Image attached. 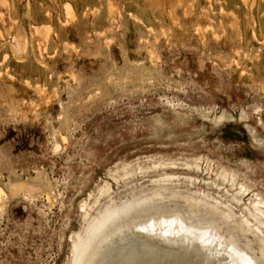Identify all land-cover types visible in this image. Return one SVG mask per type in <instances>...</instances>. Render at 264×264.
<instances>
[{
    "label": "rangeland",
    "instance_id": "rangeland-1",
    "mask_svg": "<svg viewBox=\"0 0 264 264\" xmlns=\"http://www.w3.org/2000/svg\"><path fill=\"white\" fill-rule=\"evenodd\" d=\"M155 1L0 0V264H74L164 174L264 198V0Z\"/></svg>",
    "mask_w": 264,
    "mask_h": 264
},
{
    "label": "bare ground",
    "instance_id": "bare-ground-1",
    "mask_svg": "<svg viewBox=\"0 0 264 264\" xmlns=\"http://www.w3.org/2000/svg\"><path fill=\"white\" fill-rule=\"evenodd\" d=\"M66 8L67 16L71 15V6ZM15 39L14 48L22 50L20 40ZM223 181L230 182V189L236 190L225 202L206 190L219 189L223 183L202 180L197 187L194 177L180 180L164 174L161 179L152 181L154 185L145 196L121 210H113L99 222L88 240L77 246L74 264H247L248 261L264 264V198L253 192L248 203L237 212L234 207L237 204L240 207L247 190L233 177L223 176ZM2 185L0 201L7 196ZM11 186L14 191L23 189L19 184ZM192 186L197 188L193 190ZM106 194H109L107 187L100 191V196ZM173 198L180 199L181 203L168 202ZM144 208L151 209L139 212ZM186 214L199 220L190 219L192 223H189L184 217ZM200 218L208 220L203 222ZM220 253L224 256H218ZM232 255L237 258L233 259ZM226 258L228 261L224 260Z\"/></svg>",
    "mask_w": 264,
    "mask_h": 264
},
{
    "label": "snow or ice",
    "instance_id": "snow-or-ice-1",
    "mask_svg": "<svg viewBox=\"0 0 264 264\" xmlns=\"http://www.w3.org/2000/svg\"><path fill=\"white\" fill-rule=\"evenodd\" d=\"M247 264H251V262H250V261H248V262H247Z\"/></svg>",
    "mask_w": 264,
    "mask_h": 264
}]
</instances>
